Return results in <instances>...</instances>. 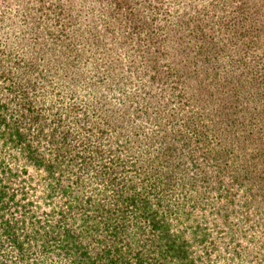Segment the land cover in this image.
<instances>
[{"label":"rangeland","instance_id":"rangeland-1","mask_svg":"<svg viewBox=\"0 0 264 264\" xmlns=\"http://www.w3.org/2000/svg\"><path fill=\"white\" fill-rule=\"evenodd\" d=\"M225 1L0 0V114L7 122L27 107L37 114L40 127L28 136L54 168L47 176L21 145L0 138L9 199L0 224L32 214L47 225L59 206L69 214L64 228L87 248L117 225L121 247L168 239L182 247L181 258L162 264H264V199L255 188L264 180H247L244 158L227 157L232 139L222 129L220 92L227 72H240L225 69V13L242 0L227 12ZM198 27L209 61L185 56ZM189 61L197 69H185ZM176 72L194 74L180 91L167 76ZM49 178L63 186L50 196ZM21 201L25 213L14 206ZM62 238L32 234L23 255L1 241L0 264H78Z\"/></svg>","mask_w":264,"mask_h":264},{"label":"trees","instance_id":"trees-1","mask_svg":"<svg viewBox=\"0 0 264 264\" xmlns=\"http://www.w3.org/2000/svg\"><path fill=\"white\" fill-rule=\"evenodd\" d=\"M236 2L237 0H226L225 12ZM249 6L248 0H242L229 13H225V44L221 47V49H225V69H240V72H227L225 90L220 92L225 96V99L221 101L223 105L220 110L225 114V128L222 127V129L232 139L229 146L230 153L227 157L244 158L248 168L246 179L254 181L252 174L256 173L260 182L264 180V2L254 0V5ZM199 28L191 38L196 37L197 40L189 39V42L196 47L191 48L189 46L185 56L192 57L191 55L194 53L201 57V61H204L209 59L207 48H205L207 38L204 31H198ZM210 42L213 43V41ZM210 49L212 53L219 52L216 43ZM191 63L192 61H189V65L185 69H197L199 64L196 61ZM167 76L172 78V88L180 91L185 85V78H193L194 74L176 72L168 73ZM215 92L217 91H210V95ZM205 101L209 104L207 98ZM206 105L203 107L204 109ZM21 115L20 120L7 122L6 119H2L0 114V138L4 139V142L10 141L14 145H21V156L25 161L30 162L33 167L44 166L46 175H53L54 168L49 166L51 164L45 165L28 136V130L39 128L41 120L29 107L25 108V112ZM3 126H5L4 130ZM50 136L48 140L53 142V133ZM241 177L243 176L241 175ZM255 188L258 190L257 195L264 199V181ZM45 189L50 196L52 193L63 189V186L61 181L49 178ZM8 201L9 199H6L0 190V205L8 203ZM21 204V206H14L20 207V210L24 209L23 213H25L27 204H24L23 201ZM51 210L52 213L49 216H52L51 218L55 219V222L47 221V225L37 223L32 214H26L21 220L13 223L2 221L0 224V242L9 243L17 251V254L23 255L24 243L29 240L28 238L32 234L39 235L41 239H48L52 234H62L64 238H62L61 249L74 257L78 264H162L163 261H172L182 257V247L176 248V243L170 239L167 240V244L159 242L158 239L159 245L154 248L144 247V250L140 248L133 250L132 246L129 247V245L126 248L121 247L117 243V238L123 232L117 225L106 228L107 232L103 238L95 240V244L91 248L90 246L87 248L83 245L82 240L77 242L76 237L69 234V231L64 228V224L69 222V214H65L59 206H54ZM95 211L101 212L100 208ZM107 220L111 221L112 219ZM146 223L150 230L155 235L157 234V237L161 238L164 235L161 233L162 225H160L157 217L151 215L146 217ZM88 232L90 230L86 231V233ZM156 238L151 240L154 241ZM109 241L112 242L111 245L107 243ZM95 245H98L96 253L91 254Z\"/></svg>","mask_w":264,"mask_h":264}]
</instances>
